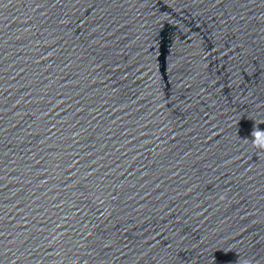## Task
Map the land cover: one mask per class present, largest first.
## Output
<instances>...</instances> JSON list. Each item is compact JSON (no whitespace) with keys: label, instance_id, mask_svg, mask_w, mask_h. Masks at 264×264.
<instances>
[{"label":"water","instance_id":"95a60500","mask_svg":"<svg viewBox=\"0 0 264 264\" xmlns=\"http://www.w3.org/2000/svg\"><path fill=\"white\" fill-rule=\"evenodd\" d=\"M264 0H0V264H264Z\"/></svg>","mask_w":264,"mask_h":264},{"label":"clouds","instance_id":"9594fccd","mask_svg":"<svg viewBox=\"0 0 264 264\" xmlns=\"http://www.w3.org/2000/svg\"><path fill=\"white\" fill-rule=\"evenodd\" d=\"M251 135L254 137L253 144L264 147V130L259 128H254L251 132Z\"/></svg>","mask_w":264,"mask_h":264}]
</instances>
